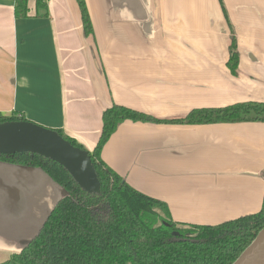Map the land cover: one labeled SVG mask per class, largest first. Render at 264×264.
<instances>
[{
    "label": "crops",
    "instance_id": "1",
    "mask_svg": "<svg viewBox=\"0 0 264 264\" xmlns=\"http://www.w3.org/2000/svg\"><path fill=\"white\" fill-rule=\"evenodd\" d=\"M0 0V115L92 152L112 104L156 119L264 102V0ZM238 65L230 73L231 40ZM100 159L178 223L256 214L264 195V123L169 125L126 120ZM64 191L39 168L0 161V263L38 233Z\"/></svg>",
    "mask_w": 264,
    "mask_h": 264
},
{
    "label": "trees",
    "instance_id": "2",
    "mask_svg": "<svg viewBox=\"0 0 264 264\" xmlns=\"http://www.w3.org/2000/svg\"><path fill=\"white\" fill-rule=\"evenodd\" d=\"M219 3L221 2L218 0ZM28 0H15V15L27 12ZM85 35L93 34L85 0H78ZM37 7H46L37 0ZM228 67L236 74L238 55L231 40ZM101 134L90 153L56 130L72 146L88 153L99 186L86 191L59 164L35 154L0 155V161L45 172L64 190L38 233L0 264H233L264 229V195L258 213L215 225L174 222L163 201L141 194L108 168L100 154L126 120L169 125L264 123V102H240L223 108H196L183 118L156 119L112 104L103 111ZM26 121L23 115H0V123Z\"/></svg>",
    "mask_w": 264,
    "mask_h": 264
},
{
    "label": "water",
    "instance_id": "3",
    "mask_svg": "<svg viewBox=\"0 0 264 264\" xmlns=\"http://www.w3.org/2000/svg\"><path fill=\"white\" fill-rule=\"evenodd\" d=\"M27 153L59 164L86 191L93 192L99 186L88 153L72 146L56 130L29 120L0 123V155ZM233 264H264V229Z\"/></svg>",
    "mask_w": 264,
    "mask_h": 264
}]
</instances>
